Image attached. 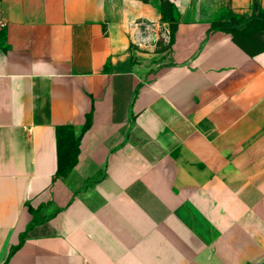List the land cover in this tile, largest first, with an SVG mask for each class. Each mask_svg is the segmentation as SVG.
Returning a JSON list of instances; mask_svg holds the SVG:
<instances>
[{
    "label": "crops",
    "instance_id": "0c3cea01",
    "mask_svg": "<svg viewBox=\"0 0 264 264\" xmlns=\"http://www.w3.org/2000/svg\"><path fill=\"white\" fill-rule=\"evenodd\" d=\"M171 1L0 0V264L264 251V46L213 27L264 0Z\"/></svg>",
    "mask_w": 264,
    "mask_h": 264
},
{
    "label": "trees",
    "instance_id": "16d2710c",
    "mask_svg": "<svg viewBox=\"0 0 264 264\" xmlns=\"http://www.w3.org/2000/svg\"><path fill=\"white\" fill-rule=\"evenodd\" d=\"M163 19L170 24L172 30L175 28L176 19L173 13V7L171 18L169 20H166L163 16ZM238 20H240V18H237L236 16H231L229 20L217 22L213 25V27L232 33L234 40L247 50H260L261 47H257L256 43L253 42L261 40L262 42H264V18L253 17L243 28L238 27Z\"/></svg>",
    "mask_w": 264,
    "mask_h": 264
},
{
    "label": "rangeland",
    "instance_id": "374dc122",
    "mask_svg": "<svg viewBox=\"0 0 264 264\" xmlns=\"http://www.w3.org/2000/svg\"><path fill=\"white\" fill-rule=\"evenodd\" d=\"M161 1V9L163 10V16L166 20H169L172 16V7L173 2L171 0H160ZM254 9L255 11H260L258 8L257 0H254ZM253 17H262L264 18V12H260L258 15H254ZM248 24V21L242 22L241 20H238V27L243 28L245 25ZM253 43H256L257 47H261L264 45V42L261 41H254ZM249 227L252 229V235L254 237L253 240H256L258 236L264 237V216L263 215H253L251 218H249ZM255 243V242H253ZM240 245H242L241 242H239ZM244 264H264V251L260 253L255 258H251L249 261H246Z\"/></svg>",
    "mask_w": 264,
    "mask_h": 264
},
{
    "label": "built area",
    "instance_id": "2783aa9c",
    "mask_svg": "<svg viewBox=\"0 0 264 264\" xmlns=\"http://www.w3.org/2000/svg\"><path fill=\"white\" fill-rule=\"evenodd\" d=\"M143 28V33H149V34H154L156 36L157 33H161V27L153 22L145 23V24H140ZM7 27V21L6 18L4 17L3 12L0 10V36L3 33V31ZM163 33V32H162ZM168 36H170V33H167ZM147 42V38H144Z\"/></svg>",
    "mask_w": 264,
    "mask_h": 264
}]
</instances>
